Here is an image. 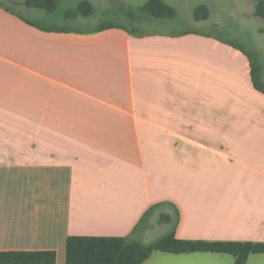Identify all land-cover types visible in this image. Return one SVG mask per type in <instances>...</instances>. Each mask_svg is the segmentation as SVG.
Returning <instances> with one entry per match:
<instances>
[{
	"label": "crops",
	"instance_id": "obj_1",
	"mask_svg": "<svg viewBox=\"0 0 264 264\" xmlns=\"http://www.w3.org/2000/svg\"><path fill=\"white\" fill-rule=\"evenodd\" d=\"M22 1L0 0V252L66 264L70 236L136 238L157 204L178 239L264 242V94L242 51L45 31Z\"/></svg>",
	"mask_w": 264,
	"mask_h": 264
},
{
	"label": "rangeland",
	"instance_id": "obj_2",
	"mask_svg": "<svg viewBox=\"0 0 264 264\" xmlns=\"http://www.w3.org/2000/svg\"><path fill=\"white\" fill-rule=\"evenodd\" d=\"M81 1L83 0H60L52 14L27 7L23 14L30 16L31 13L38 12V21L52 27L92 29L102 24H117L137 33H181L187 30L207 32L242 47L256 56L258 63L264 68V19L254 15L255 0H163L176 10L177 17L173 20H157L142 13L140 8L149 0H88L95 8L93 16L67 18V12L74 11ZM199 6L208 7V20H195L194 12ZM262 80L264 81V73ZM160 212L158 210L138 230L136 238L139 241L152 244L172 230L175 224L174 212H171L174 219L172 223H161ZM234 263L235 258L228 254L173 255L155 252L146 264ZM247 264H264V254L251 255Z\"/></svg>",
	"mask_w": 264,
	"mask_h": 264
},
{
	"label": "trees",
	"instance_id": "obj_3",
	"mask_svg": "<svg viewBox=\"0 0 264 264\" xmlns=\"http://www.w3.org/2000/svg\"><path fill=\"white\" fill-rule=\"evenodd\" d=\"M60 0H23L25 7L45 11L52 14L56 11ZM254 15L264 19V0H255ZM9 11V9H8ZM145 15L157 20H173L177 17L176 10L163 0H149L140 8ZM26 21L28 24L45 30L71 32L79 31L95 33L114 27H123L117 24H102L92 29L72 27H52L42 24L40 21L28 19L21 14L12 12ZM95 8L88 0L79 2L74 11L67 12V18L82 15L86 18L93 16ZM210 17V11L206 6H199L194 12L196 21H205ZM130 31L132 35L138 33ZM193 30L184 31V34L192 33ZM264 32V30H263ZM242 51L251 64L252 83L256 90L264 94V81L262 76L264 68L256 56L248 53L242 47L226 42ZM164 204L152 206L143 216L136 227L139 230L147 222L157 209ZM179 216V215H177ZM173 217L167 213H160L161 223H172ZM152 244H146L132 237H90L70 236L66 242V264H144L155 252L164 254L182 255L194 253L228 254L235 258L234 264H247L251 255L264 254V242H240V241H207V240H182L176 237L175 228ZM56 253L49 251H8L0 252V264H55Z\"/></svg>",
	"mask_w": 264,
	"mask_h": 264
}]
</instances>
